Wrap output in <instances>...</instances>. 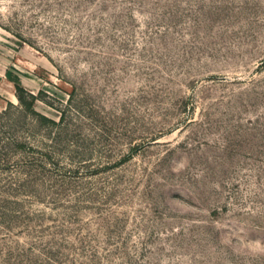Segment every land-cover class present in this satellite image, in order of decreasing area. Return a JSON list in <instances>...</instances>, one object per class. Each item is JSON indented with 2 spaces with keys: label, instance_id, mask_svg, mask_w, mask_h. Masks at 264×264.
I'll list each match as a JSON object with an SVG mask.
<instances>
[{
  "label": "rangeland",
  "instance_id": "obj_1",
  "mask_svg": "<svg viewBox=\"0 0 264 264\" xmlns=\"http://www.w3.org/2000/svg\"><path fill=\"white\" fill-rule=\"evenodd\" d=\"M0 264H264V0H0Z\"/></svg>",
  "mask_w": 264,
  "mask_h": 264
},
{
  "label": "trees",
  "instance_id": "obj_2",
  "mask_svg": "<svg viewBox=\"0 0 264 264\" xmlns=\"http://www.w3.org/2000/svg\"><path fill=\"white\" fill-rule=\"evenodd\" d=\"M32 102H33V101H31V100H30V101H26V105H27V107L31 106V105H32Z\"/></svg>",
  "mask_w": 264,
  "mask_h": 264
}]
</instances>
